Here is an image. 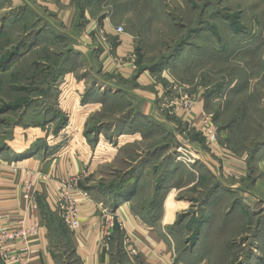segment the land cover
<instances>
[{
	"label": "rangeland",
	"instance_id": "1",
	"mask_svg": "<svg viewBox=\"0 0 264 264\" xmlns=\"http://www.w3.org/2000/svg\"><path fill=\"white\" fill-rule=\"evenodd\" d=\"M73 1L84 22L124 19L136 69L157 79L167 68L168 85L194 95L232 160L217 158L193 122L141 116L132 78L103 72L84 39L27 4L2 11L3 0L0 156L82 162L79 184L111 211L128 204L177 262L264 264V0ZM53 237L60 264H80L66 235Z\"/></svg>",
	"mask_w": 264,
	"mask_h": 264
},
{
	"label": "crops",
	"instance_id": "2",
	"mask_svg": "<svg viewBox=\"0 0 264 264\" xmlns=\"http://www.w3.org/2000/svg\"><path fill=\"white\" fill-rule=\"evenodd\" d=\"M2 3L4 4L2 11L5 12L27 4V7L25 6L26 11H29V6L37 11V17H50L52 25L58 24L57 31L70 32L71 37L76 38L77 36V39H84L83 41L90 45V48H88L90 53L94 51L95 54L97 51L96 54H98V59L102 64L103 72L111 71L128 80L132 78L133 81L130 85L133 86L132 92L140 102L139 112L141 116L148 117L157 125L174 127L177 124L176 127H178L186 124L182 112L179 109L172 110L166 104V100L171 97V94H167L168 91L164 92V88L159 87L162 84L161 80L166 82V88L172 81L171 76L165 73L167 68H163V72L160 74L162 78L155 76L156 79L146 71L139 72L141 69L140 64L134 65L136 56L133 51L135 45L133 35L128 33V35L121 37L118 42H111L114 50L109 56L103 46H99L94 38L91 39L97 26L96 20L91 19L84 22L79 17L80 14H78L79 12H77L73 0H3ZM125 22L124 19H121L117 21V24L120 25ZM112 57L115 61H111ZM136 67L140 69H136ZM143 70H145V67ZM172 96L180 98L181 95L172 94ZM160 107L165 108V112H159ZM210 149L217 158L222 159L225 157L226 161L232 160L218 140ZM226 167H231V171H239L237 169L239 166L236 165ZM25 169L40 175L34 196V208L29 212L28 204L22 197L21 182ZM87 173L88 170L83 163L69 155L45 162L37 159L20 162L17 157L6 159L3 155L0 156V228L12 229L22 219L26 225L35 222L39 227L38 235L30 237L28 240L31 246L27 257L28 264H60V259L56 257L57 255L54 252L58 248V245L53 241L56 231L66 235L70 251L79 260L80 264H111L112 259L117 256L124 257L127 261L126 264H182L172 258L167 244L156 231L151 227L139 225L132 216V209L129 205L122 204L112 212L115 213L118 220L137 232L141 242L137 256L127 254L122 245L121 232L117 228L109 229L106 226L107 215L103 211L109 212L111 210L107 205V207L104 206L94 193L85 190L80 184H78V193H85L89 200L81 202L78 216L79 230L71 233L63 228L60 223L59 228H54L51 216L53 217L52 214H54L57 217V214L52 206V196L57 180L80 175L81 181L82 178L87 176ZM107 234H109V240L104 244L103 241L106 240ZM158 252H161V254L159 255ZM0 264L8 263H4L0 258ZM10 264L20 263L12 262Z\"/></svg>",
	"mask_w": 264,
	"mask_h": 264
},
{
	"label": "built area",
	"instance_id": "3",
	"mask_svg": "<svg viewBox=\"0 0 264 264\" xmlns=\"http://www.w3.org/2000/svg\"><path fill=\"white\" fill-rule=\"evenodd\" d=\"M125 35L124 28L119 25H110L108 18H105L102 24L96 26L93 31L94 40L99 46L105 48V52L109 56L114 50L110 37H116V42H118ZM111 61L115 60L111 58ZM166 91H168L167 94H171V97L166 100V104L172 110L179 109L185 118V122H193V127L199 130L200 135L209 147L214 146L217 143V132L209 116H206L200 108L199 101L197 102L194 99V95L177 83L169 85L164 90V92ZM172 94L181 96L180 98H176ZM163 111L165 112V108L160 107L159 112L162 113ZM39 177L38 173L26 169L23 174L21 182L22 197L28 204V212L34 208V196L39 184ZM80 178V175H73L68 178L58 179L52 196V206L61 225L71 233L77 232L80 228L78 216L81 202L89 200L85 193H78L77 191ZM103 213L107 215L106 226L109 229L117 228L121 232L122 245L127 254L137 256L141 244L137 232L134 229L128 228L121 220H118L114 212L103 211ZM38 228L35 222L26 225L23 219L17 222L16 226L12 229L5 230L0 228V258L3 262L8 264L12 262L28 264L27 257L31 247L28 240L30 237L38 235ZM105 239L103 241L104 244L108 242L109 234H107ZM158 253L159 255L161 254V252Z\"/></svg>",
	"mask_w": 264,
	"mask_h": 264
}]
</instances>
